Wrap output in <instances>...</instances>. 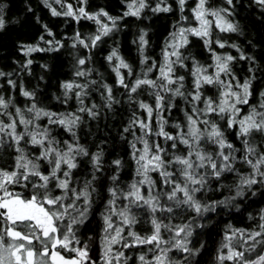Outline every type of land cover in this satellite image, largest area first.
Returning <instances> with one entry per match:
<instances>
[{
    "label": "trees",
    "instance_id": "obj_1",
    "mask_svg": "<svg viewBox=\"0 0 264 264\" xmlns=\"http://www.w3.org/2000/svg\"><path fill=\"white\" fill-rule=\"evenodd\" d=\"M130 2L131 0H86V2L84 0H60L59 3L56 0H0V18L4 21L3 28H0V72L4 73L0 76V96L9 102L7 109L0 110V120L6 124L9 123V116L3 114L4 112L9 113L13 119L17 120V133L23 132L24 126L19 124L16 114V108L21 109L24 117L32 119L40 129L48 128L49 139L54 140L52 146L63 152L66 151L65 141L70 144L74 143L72 132L59 124L50 125L48 117L35 119L34 113L28 112L27 109L32 104H36L37 108L45 111L57 114L75 113L81 117L74 132L76 142L83 146L87 155H76L74 162L77 167L71 170L70 187H75L79 191L83 189L86 182L91 181L88 189L91 192V207L84 222L73 226L76 237L80 241L79 245L73 241V246L83 247L86 244L88 257L92 264H104L102 258L104 251L102 241L105 235L103 215L109 214L108 201L113 198L109 190L116 189L115 209L119 212L129 205V200H126L121 193H127L133 181L139 182L142 179L137 175V165L130 145L134 141L133 133L135 137H140L143 133L139 127L124 132L134 117L147 120L146 111L139 108L140 101L149 104L154 109L151 120L152 134L145 137L149 144L156 142L165 148V160L176 155L185 156L188 151L186 145L177 142L176 148L173 149L172 141L166 142L163 137L154 135L159 131L158 115L155 110V92L159 89L142 85L136 93H131L132 99L129 100L128 90L117 83L118 77L114 69L119 61L113 58L109 62L107 57L115 49L118 56L129 65L131 75L128 69H120L129 88L136 79H144L145 73L148 79L157 80L158 68L163 62L162 52L166 42L170 40V34L177 31L180 26L185 28L196 26L191 11L196 7L195 0H186L183 11L180 9L178 0H146L147 7L141 11L139 17L123 15L128 11L127 5ZM208 4L213 8L230 9L231 15L226 18L237 26V31L221 32L213 25L211 31L213 42L210 49L205 46L202 38L193 35L188 36V45L180 49L182 57H187V59L183 60L184 67L174 66V77H184V86L181 89L184 96H173L171 92H161L164 96L161 115L167 121L164 130L173 136L178 131L174 125L178 124L181 129L187 131L185 113L192 115V95L195 93L194 78L191 75L193 61L207 68L206 74L211 75L214 72V67H210L214 65L213 52L222 57L226 55L235 57L230 62L235 79L233 75L221 74L222 80L233 81L234 91H241L236 87V80L240 84H243L245 80H251V95L248 104L237 105L241 108L240 114L243 112L242 115H246L252 107L260 111L259 105L264 102V96L261 95L264 93V5H260L256 0H233L231 6L226 3V0H208ZM68 5L72 6V10L77 15L79 8L83 7L90 15L103 9L110 16L120 19L117 20L116 28L107 36H103L95 47L89 44V47L85 48L76 41L77 33L80 39L88 43L89 38L97 34L99 25L95 20L83 17L76 20L72 16L63 15L68 10ZM157 5L162 8L170 7V11L154 12L153 9ZM52 9L61 15H53ZM181 16L187 19L181 20ZM100 20L111 27V22L106 17L101 15ZM145 33L148 43L141 50L140 36ZM217 39L225 43L224 48H220L215 43ZM233 44L237 47H231ZM26 46L38 47L44 51L26 54ZM241 53L246 57L245 59H240ZM145 57L147 60L142 63ZM29 59L33 63L25 67ZM79 59H85V64L78 65ZM153 61L157 67L148 72ZM77 71H85L88 75L76 76ZM9 80L13 84H9ZM66 82L87 85L84 89L86 94L81 95L83 105L76 96L79 89L73 88L65 95L66 90L62 85ZM157 83L159 84L160 81L157 80ZM104 85L112 88L114 102L111 108L106 106L107 93ZM170 87L175 89L177 85L173 84ZM22 91L33 93V96L25 97ZM222 91L223 89L216 84H202L201 100L196 102L197 109L204 108L206 98H211L218 103ZM169 101L171 107H169ZM93 104L96 105L93 109L97 113L95 118L90 117L87 112L78 111L82 106L91 108ZM200 119H207L217 124L225 141L237 149L234 153L236 160L232 165L233 171L226 170L219 178L211 175V169L207 166L199 171L198 175L206 176V182L204 187L196 192L195 199L202 205L215 204V209L197 215L187 205L180 204L177 207L175 201H169L165 196H160L161 206L171 207L173 211L168 213L158 210L152 213L147 205L141 207L129 205L137 222L131 229L125 227L123 234L127 236L128 231L132 230L142 237L150 236L153 232L151 223L153 216L163 224L170 223L174 226L191 224L192 235L188 237L190 242L187 244L189 252L171 247V244H161L163 249L171 247V250L167 252L168 261L172 264H221L217 257L221 254L222 245L227 243L225 236L231 235L232 229H244L246 230L244 238L242 239L237 234L232 244L238 250L255 244L253 251H245V258L256 260L258 256L264 255V234L256 238V241H261V243L248 240L247 244H244L243 240L247 239L248 233L260 231L259 225L264 223V220H261L264 216V183L260 182L259 175H255L257 183L250 187L241 185L240 181L244 177L254 175L252 167L243 160L246 154L243 141L247 139L248 143L256 149L255 156H248L255 162L257 158L264 155V133L253 131L248 137L239 136L238 127H228L229 115L227 113L223 114V118L221 114L212 113L201 116ZM199 126L203 131L205 126L203 124ZM29 130H34L32 125H29ZM4 139L5 143L0 144V168L11 171L15 157L19 153L11 137L5 136ZM28 139L26 136L20 142L19 147L23 148L25 154L32 159L40 155L41 148L39 145L28 143ZM136 147L142 149L143 145L136 142ZM199 148L204 153H210L214 159L220 151L219 146L206 136L201 139ZM223 151L228 154L230 150L225 148ZM97 152L103 153L98 169L94 168L92 163V157ZM115 160H120L121 164L117 166L113 163ZM216 162L219 167L220 161L216 159ZM38 163L44 174H48L53 166L45 160H39ZM179 167L180 165L173 164L168 169L174 173L173 179L177 182L182 180L178 172ZM62 170L67 171L66 166L62 165ZM260 170L264 171V165ZM149 175L155 181L153 195L171 190L169 186L162 184V178L158 172H150ZM113 176L116 177L115 181L112 179ZM33 181L37 182L35 178ZM49 188L53 189L52 195L62 194V190L55 188V182H51ZM238 188L242 190V196L236 195ZM142 189L143 195L147 197V186H143ZM10 190L24 197L32 192L31 185L28 187L13 186ZM178 197L182 199V193H179ZM220 201H225V203L221 204ZM68 202L70 201H66ZM78 204L83 206V200L78 201ZM112 221L115 226H120L122 223L118 215L113 216ZM172 234L164 228L161 229V236L164 240H170ZM183 238L184 234L181 233L178 239L183 240ZM131 240L132 238L128 237V241L131 242ZM237 241L240 243L237 244ZM7 242L6 238L5 243ZM118 251L124 254L119 264H145L139 259L140 256H144L145 261L155 264L154 257L160 254L154 244L125 248L122 242L112 246L113 254ZM227 251L228 249L224 248L223 254L226 255ZM113 264H116L115 260ZM223 264H235V262L226 260Z\"/></svg>",
    "mask_w": 264,
    "mask_h": 264
},
{
    "label": "snow or ice",
    "instance_id": "obj_2",
    "mask_svg": "<svg viewBox=\"0 0 264 264\" xmlns=\"http://www.w3.org/2000/svg\"><path fill=\"white\" fill-rule=\"evenodd\" d=\"M56 2L59 3L60 0H56ZM84 2H86V0H84ZM256 2L260 5H264V0H256ZM178 3L181 11H183L186 0H178ZM207 3L208 0H198L196 7L191 10L194 19L198 21V27L185 28L180 26L177 28V31L170 34V40L166 42L162 52L163 62L158 68L159 75L157 80L160 81L159 84L157 80L148 79L147 73H145L144 79H136L129 88V85L125 83L124 76L120 73V69L125 68L128 69V73L131 75V68L129 65L118 56L115 49H113L111 54L107 57L109 62H111L113 58L119 61L114 69L118 77L117 83L128 90L129 100L132 99L131 93H136L142 85H147L152 89H159V91L155 92V110L158 115L159 131L154 133V135L163 137L166 142L172 141L171 147L173 149L176 148L177 142L188 147L185 156L176 155L165 160L164 155L166 154V149L156 142L150 145L149 141L145 139L149 134H152L151 120L154 109L147 103L142 101L139 102V108L144 109L147 113V120L134 117L129 122L128 127L124 129V132L139 127L143 133L140 137H135L133 133L134 141L131 142L130 145L133 150V159L137 165V175L142 177V179L139 182L133 181L130 185V190L127 193L122 192L121 195H123L126 200H129V205H135L136 207L147 205L152 213H156L158 210L161 212L167 211L168 213L173 211L171 207L161 206L160 196H165L169 201H175L177 207H179L180 204L187 205L193 209L197 215L208 212L210 209H215V204L202 205L195 199L196 192L200 191L206 182V176L198 175L199 171L207 166L211 169V175L217 178L226 170L233 171L232 165L236 160L234 153L237 149H235L232 144L225 141L223 133L217 124L207 119L202 120L200 119L201 116L217 113L221 114V118H223V114L227 113L229 115L228 127H238L239 136L248 137L253 131L264 133V102H261L259 105L260 111H258L256 107H252L251 111L242 117L240 116L241 108L237 106L248 104V99L251 95V80H245L243 84H240L239 81L236 80V87L241 91H234L233 81L222 80L221 74L226 76L233 75L230 62L233 61L235 57L231 55L222 57L215 52H213L214 65L210 66L214 67V72L211 75L206 74L207 68L193 61L191 75L194 78L193 87L195 93L192 95V115L185 113L187 118V131L185 132L181 129L178 124L174 125L178 130L175 136L164 130L167 121L164 120L161 115L164 101V96L161 95V92H171L173 96H184V92L181 91L184 86V77H174V66L180 65L184 67L183 60L187 59V57H182L180 49L188 45V36L193 35L202 38L205 46L210 49V45L213 42L211 40L213 25L221 32L237 31V26L226 19V16L231 15L230 9L210 8L206 6ZM226 3L231 6L233 0H226ZM145 7H147L146 0H131L127 5L128 11L123 15L139 17L141 11ZM78 11L79 14L77 15V13L72 10V6L68 5V10L64 12L63 15L72 16L76 20H79L81 17L95 20L99 25L97 34L89 38L88 43L80 39L77 33L76 41L85 48H88L89 44L91 47H95L103 36H107L116 28L117 20L120 19L110 16L107 12L103 11V9L91 15L87 13L83 7H80ZM153 11L168 12L170 11V7L162 8L157 5ZM52 14L61 15V13L57 12L55 9H52ZM101 15L111 22V27L108 23L101 22ZM209 16L213 19H209ZM186 19L187 17L181 16V20ZM3 26L4 21L0 18V28H3ZM145 35L146 33L140 36L141 50H143L144 45L148 43L145 39ZM215 43L220 48L225 47V43H222L219 39H217ZM73 46L75 47V45ZM231 47L236 48L237 46L233 44ZM35 51H44V49L26 46V54ZM245 58L243 53H241L240 59ZM146 60L147 58L145 57L142 63L146 62ZM85 62V59H79L78 65L82 66ZM32 63L33 61L31 59L27 60L25 67ZM156 67L157 65L155 61H153L152 67L148 69V72H151ZM249 71H251V69H249ZM3 75L4 73L0 72V76ZM75 75L83 77L88 75V73L85 71H77ZM233 79H235L234 75ZM92 83H95V81H92ZM9 84H13V82L9 80ZM173 84L177 85L175 89L170 87ZM202 84H216L222 88L223 91L220 94L218 103L211 98H206L204 100V108L198 110L196 102L201 100L200 88ZM62 87L66 90L65 95L73 88L79 89V91L76 92V96L81 105H83L81 95L86 94L84 93V89L87 85L66 82ZM103 87L107 93L106 106L111 108L114 102L112 88L108 85H104ZM22 95L25 97H32L33 93L22 91ZM261 95L264 96V93ZM8 104L9 102L5 101L4 98L0 96V110L7 109ZM171 106V102L169 101V107ZM94 108H96L95 104H93L91 108L82 106L78 111L87 112L90 117L95 118L97 113L93 111ZM27 111L34 113L35 119L48 117V123L50 125L59 124L64 126L67 131L72 132L74 143L70 144L65 141L66 151L63 152L53 147L54 140L49 139L48 128L40 129L39 125H35L32 119H26L19 108H16V114L19 119V124L24 126V131L17 133V120L13 119L7 112L3 113L9 116L10 122L6 124L3 120H0V144L5 143V136L11 137L19 155L15 157L14 166L11 171L6 168H0V264H85V262L92 264L88 257L86 244L83 247L73 246V241H75L76 245L80 244L73 226L84 222L87 218L88 210L91 207V192L88 190L91 181L86 182L83 189L79 191L75 187H70L71 170L77 167V164L74 162L76 155H87L83 146L76 142L74 132V128L80 122L81 117L75 113L57 114L45 111L37 108L36 104H32ZM201 124L205 126L203 131L199 126ZM29 125H32L34 130L30 131ZM26 136L29 138L27 141L28 143L40 146L41 151L39 156L30 159L25 154L24 149L19 147L20 142L24 140ZM205 136L219 146L220 151L217 153L216 158L220 161L219 167L216 159H214L210 153H204L199 148V143ZM136 142H140L143 148L137 149ZM55 143L58 144L59 142L55 141ZM243 143L246 153L243 160L252 167L254 175L252 177L242 178L240 184L250 187L252 184L257 183L255 175H259L261 178L260 182L264 183V171L260 170L261 166L264 165V155H261L253 162L248 156H255L256 149L248 143L247 139H245ZM225 148L230 150L228 154H225L223 151ZM102 155V152H97L93 155L92 163L94 168H99ZM193 157H195V159H193ZM39 160H45L50 165H53L48 174L41 172L40 164L38 163ZM113 163L119 166L121 161L115 160ZM173 164L180 165L178 168L180 177H182L180 182L174 180V173L168 170ZM62 165L66 166L67 171L62 170ZM150 172H158L162 178V184L169 186L171 190L169 192H161L153 195L155 181H153L149 175ZM33 178H35L37 182H34ZM112 179L115 181L116 177L113 176ZM51 182H55V188L62 190L61 195H52L53 189L49 188ZM28 185H31L32 192L27 197L10 190L13 186L28 187ZM145 185L148 188L147 197L141 192V188ZM197 185L199 187H197ZM109 191L112 193L113 198L108 201V205L110 206L108 209L109 214L103 215L105 224L103 231L105 235L102 241L104 246L102 258L104 264H113L114 260L116 264H119L124 254L122 251L113 254L112 246L121 244L122 242L125 248L136 245L154 244L155 248L160 251V254L154 257L155 264H166V262L167 264H172V262L168 261L167 257V252L171 250V247L182 249L185 252L190 251L187 244L190 242L188 237L192 235L191 224L176 226L170 223L163 224L153 216L151 220L153 232L150 236L142 237L132 230H129L127 236H125L123 234L125 227L131 229L137 222L136 217L132 214L129 205H126L117 212L115 209V200L117 199L116 189H110ZM178 193H182V199L178 197ZM236 195H243L240 188H238ZM81 199L83 200V206L78 204V201H81ZM66 201L70 202L66 203ZM220 203L223 204L225 201H220ZM117 215L122 222L120 226H115L112 221V217ZM261 220H264V216L261 217ZM162 228L173 233L170 240L163 239L161 236ZM229 228H231V226H229ZM259 228L260 231L248 233L247 239H244L243 243L247 244L248 240L256 241L257 237L264 234V223H261ZM181 233L184 234L183 240L178 239ZM245 233L246 230L244 229H232L231 235L225 236L227 243L222 245L221 254L217 257L221 264L226 260L234 261L235 264H264V255L258 256L256 260H248L245 258V251H253L255 244L243 250H238L237 247L233 246L232 241L237 234L243 239ZM128 237L132 238L131 242L128 241ZM6 238L8 239L7 243H5ZM239 243L240 241H237V244ZM256 243H261V241H256ZM161 244H171V247L163 249L161 248ZM224 248L228 249L226 255L223 254ZM139 259L144 261L145 264H151V262L145 261L144 256H140Z\"/></svg>",
    "mask_w": 264,
    "mask_h": 264
},
{
    "label": "rangeland",
    "instance_id": "obj_3",
    "mask_svg": "<svg viewBox=\"0 0 264 264\" xmlns=\"http://www.w3.org/2000/svg\"><path fill=\"white\" fill-rule=\"evenodd\" d=\"M195 3L197 4L198 3V0H195ZM195 4V5H196ZM207 7H210V8H213V7H211V6H209V4L207 3V5H206ZM209 19H213L211 16H209L208 17ZM227 19V18H226ZM196 21V20H195ZM199 25H198V21H196V26L195 27H198ZM148 76V75H147ZM250 112V111H249ZM248 112V113H249ZM243 113V112H242ZM242 113L240 114V116L242 117V116H244V115H242ZM248 113H246V115L248 114ZM141 192H142V194H143V189L141 188ZM147 195H148V189H147ZM179 194V193H178ZM146 197V196H145Z\"/></svg>",
    "mask_w": 264,
    "mask_h": 264
}]
</instances>
